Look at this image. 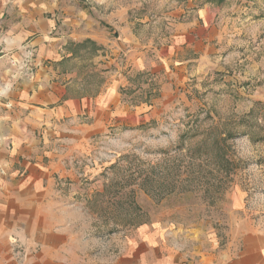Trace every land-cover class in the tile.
<instances>
[{
    "label": "rangeland",
    "instance_id": "obj_1",
    "mask_svg": "<svg viewBox=\"0 0 264 264\" xmlns=\"http://www.w3.org/2000/svg\"><path fill=\"white\" fill-rule=\"evenodd\" d=\"M204 5L216 15L218 35L200 47L177 44L176 25L191 22ZM75 6L108 40L130 25L136 48L104 52L108 68H120L128 81L123 102L149 106L167 85L169 101L155 117L110 126L74 152L80 257L41 261L34 257L39 247L0 237V264H111L141 237L186 257L238 256L248 233L264 234V0H75ZM71 43L77 87L93 94L102 80L96 51ZM134 60L148 70L133 68ZM212 127L209 150L192 159ZM219 134L231 135L224 160L211 156Z\"/></svg>",
    "mask_w": 264,
    "mask_h": 264
},
{
    "label": "crops",
    "instance_id": "obj_2",
    "mask_svg": "<svg viewBox=\"0 0 264 264\" xmlns=\"http://www.w3.org/2000/svg\"><path fill=\"white\" fill-rule=\"evenodd\" d=\"M215 16L208 5L196 9L191 22L176 25L175 42L200 47L214 39ZM118 30L119 36L108 40L75 0H0V43L7 52L0 59V237L39 247L34 257L41 261L80 257L71 201L81 182L74 175V152L110 126L155 117L169 101L167 85L149 106L123 102L120 89L128 81L120 68H108L104 52L132 51L137 39L129 24ZM87 39L99 47L95 59L102 74L93 94L77 87L80 74L70 47ZM25 46L35 49V72L14 75L10 58L22 60ZM133 66L148 70L140 61ZM175 69L180 77L182 65ZM111 264H264V234L248 233L236 257H186L167 243L141 237Z\"/></svg>",
    "mask_w": 264,
    "mask_h": 264
},
{
    "label": "trees",
    "instance_id": "obj_3",
    "mask_svg": "<svg viewBox=\"0 0 264 264\" xmlns=\"http://www.w3.org/2000/svg\"><path fill=\"white\" fill-rule=\"evenodd\" d=\"M226 0H205L206 3H214V4H222L224 3ZM71 45H73L71 43ZM88 45H92L93 46V51H97V49H99V47L96 45V43H94L92 40L87 39L85 41H83L80 44H76L74 46H78V47H82V48H86ZM216 129V127H212L210 128L205 135V139H203L201 146L197 147L196 149H193L191 152V158L194 159L196 158V153L197 151H202V149L204 148H208L207 150H209L208 147V143L209 139L211 138L214 130ZM230 134H226L225 136H222L221 134H219L216 138H213V143H212V147L213 149H216V155H211V156H217L218 158L224 160L226 158V141L227 139L230 137ZM211 140V139H210Z\"/></svg>",
    "mask_w": 264,
    "mask_h": 264
},
{
    "label": "built area",
    "instance_id": "obj_4",
    "mask_svg": "<svg viewBox=\"0 0 264 264\" xmlns=\"http://www.w3.org/2000/svg\"><path fill=\"white\" fill-rule=\"evenodd\" d=\"M7 52L0 43V59L5 57ZM22 60H16L15 58H10V66L15 69L14 75L17 73H23L29 71L31 75L34 74L35 69V59L36 52L34 47L25 46L21 50ZM15 77V76H14Z\"/></svg>",
    "mask_w": 264,
    "mask_h": 264
}]
</instances>
